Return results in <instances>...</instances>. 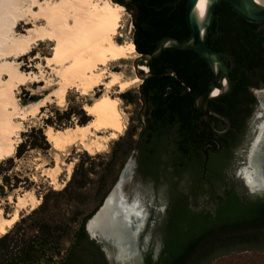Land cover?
I'll return each instance as SVG.
<instances>
[{
	"label": "bare ground",
	"instance_id": "6f19581e",
	"mask_svg": "<svg viewBox=\"0 0 264 264\" xmlns=\"http://www.w3.org/2000/svg\"><path fill=\"white\" fill-rule=\"evenodd\" d=\"M124 18L125 8L111 0H0V86L3 87L0 165L16 154L26 116L39 111L38 106L35 110L21 107L18 92L37 83V75L23 71L19 60L41 44L51 47V54L43 59L45 68L62 69L56 98L60 107L66 103L69 90L85 97L102 90L101 96L84 106L88 116L93 117L86 125L46 131L53 148L64 150L79 145L94 156L105 152L110 142L123 136L127 122L116 94L122 95L142 84L138 76H126L124 64L132 62V71L136 72L134 62L140 56L133 41H120ZM18 25L31 27L26 29V35H21ZM37 69L42 71L43 67L38 65ZM258 118H264V102ZM256 128L258 133L248 152V166L237 172L252 193L264 191V122ZM16 202L17 209L11 216L6 217L0 210V238L20 219L25 198L19 197ZM148 217L149 210L142 202L138 198L131 202L125 190L118 187L108 198L101 216L91 222V234L108 244L103 246L107 255L119 264H138L143 252L139 237Z\"/></svg>",
	"mask_w": 264,
	"mask_h": 264
},
{
	"label": "trees",
	"instance_id": "16d2710c",
	"mask_svg": "<svg viewBox=\"0 0 264 264\" xmlns=\"http://www.w3.org/2000/svg\"><path fill=\"white\" fill-rule=\"evenodd\" d=\"M132 15L134 25L133 43L140 55H152L164 37H174L182 43L191 40L192 34L186 21L187 0H111ZM207 46L224 55V60L230 69L233 90L230 94L212 101L213 111L235 125L241 115L248 111L254 102L247 95V90L254 80L264 81V27L250 23L236 14L231 6L219 2L213 10V16L205 36ZM151 77L143 81L140 88V99L143 103V129L136 142L138 155V170L146 178L160 183L162 179L174 182V178L190 181H224L226 169L224 146L218 166L213 158H206V150L202 151L195 144L202 143L194 139L202 113L192 114L196 108L189 105L204 94L214 79V74L208 62L195 51H182L177 48H167L148 64ZM182 104L187 107L180 108ZM214 126L205 125L200 132L201 137H211L225 142L232 128L223 119L213 116ZM83 121L79 125H86ZM176 125V131L169 133L168 128ZM41 132L42 136L43 133ZM171 135V143L175 154L169 156L170 165L181 166L176 173L169 174L161 168H166L163 156L166 138ZM45 140V137L43 136ZM153 145V152H151ZM20 146L19 148H21ZM225 154V155H224ZM207 161V163H206ZM168 163V160H167ZM1 166V165H0ZM234 208H238L236 196H231ZM234 218L244 217L245 213L235 210ZM92 218H85L79 230L75 233V244L83 252L92 253L97 264H108L100 246L90 239L86 224ZM57 227L43 225L38 228V234L28 238L26 234L17 236L8 233L0 238V264H10L13 250L24 253L26 259L33 258V251L28 246L41 241L42 246L50 243V236ZM198 227L195 221H189L186 229H178V244L175 248H166L155 261L148 254L145 264H203L216 253L201 254L194 252L195 243L191 236L195 235ZM58 234V233H57ZM54 240V239H53ZM60 247V235L55 237ZM249 239L233 237L232 246L244 245ZM263 242L264 239H258ZM231 246V245H230ZM11 247H13L11 249ZM245 247H252L245 246ZM264 248V245L260 249ZM45 250V249H43ZM58 254H61L60 251ZM36 256V255H35ZM39 257V256H38ZM208 259L206 260V258Z\"/></svg>",
	"mask_w": 264,
	"mask_h": 264
},
{
	"label": "rangeland",
	"instance_id": "374dc122",
	"mask_svg": "<svg viewBox=\"0 0 264 264\" xmlns=\"http://www.w3.org/2000/svg\"><path fill=\"white\" fill-rule=\"evenodd\" d=\"M30 27L18 25V32L26 35L25 31ZM134 31L133 17L125 8L123 37L120 41H133ZM50 49L41 44L30 55L19 60L23 71L37 75V83L22 87L18 92L19 104L27 110H35L38 106L39 111L26 116L16 154L0 166V210L6 217L11 216L17 209V199L25 198L24 207L19 213L20 219L9 233L17 236L26 234L28 238H33L43 225L57 227L58 230L54 232V238L50 236L48 245L42 246L41 241H38L27 247L33 251L32 259H26L18 249L13 250V257L8 258L12 259L10 264H97L92 253L83 252L74 246L75 233L81 222L93 216L113 192L132 159L138 158L136 142L142 129L143 103L140 88L143 80L140 79L142 84L128 92L116 94L122 102L127 125L123 136L110 142L105 152L91 156L79 145L56 150L47 140L46 131L49 128L55 132L62 131L81 126L79 124L83 121L90 122L93 117L88 116L84 106L101 96L102 90L90 97L69 90L66 103L60 107L56 98L60 92L59 73L62 69L45 68L43 60L51 54ZM38 65L43 67L42 71L37 69ZM124 65H127L128 78L138 76L137 72L132 71V62ZM112 71L119 72V69ZM1 89L3 87L0 86ZM256 97L258 102L253 109L250 125L262 105V96L256 94ZM263 122L264 118L257 126ZM39 131H42L45 140ZM166 184L164 179L157 183L146 178L136 168L126 186L125 192L131 196V202L138 198L151 213L140 237L142 250L145 237L159 219V210L168 201ZM57 235H60V247L55 240ZM155 246L156 240L151 242L146 253L153 254ZM59 251L61 254H58ZM203 264H264V249L237 245L228 251L217 252Z\"/></svg>",
	"mask_w": 264,
	"mask_h": 264
},
{
	"label": "flooded vegetation",
	"instance_id": "af4514ba",
	"mask_svg": "<svg viewBox=\"0 0 264 264\" xmlns=\"http://www.w3.org/2000/svg\"><path fill=\"white\" fill-rule=\"evenodd\" d=\"M261 90H264V81L254 80L247 90V95L253 98L254 102L249 105L248 111L241 115L239 123L232 125L229 121L228 128H232V131L224 143L215 138L202 137L197 141L203 142L195 144L197 149L206 150L207 160L212 156L215 166L220 163L224 146L227 147L226 155L224 154L226 163L224 181L213 183L180 180L178 177L174 178V182L166 181L168 201L164 208L159 210L160 216L152 227V239L147 248L148 250L151 242L156 240L155 252L152 254L151 252L146 253L147 250L144 251V263L148 254L156 261L164 249L175 248L178 244V229H186L189 221H195L198 227L196 234L191 236V241L196 244L194 252L211 254L228 251L233 247L234 236L249 239L250 242H246L243 246L252 245L256 250L264 245L263 242H257L258 239H264V198L252 196L250 190L237 175L244 156L246 163L243 166H248V152L258 133L257 130L252 138V123L250 125L249 121L258 102L256 94H260L264 101V91ZM189 106L196 108L195 103ZM183 107H187V105L180 106V108ZM200 113L197 108L192 112L194 116H198ZM176 128V125L169 127V133L172 134ZM171 138V135L168 134L165 143L167 153L163 156L166 168H161L162 171L165 170L169 174L176 173L181 168L177 164L170 165L169 156L175 154L176 148L172 145ZM244 141H246L245 145L239 149ZM211 144L214 147H211ZM151 152H153V145H151ZM231 196H236L237 203H240L238 208H234ZM235 210L244 212L245 216L234 218L232 214ZM157 243L161 245L159 253L156 252Z\"/></svg>",
	"mask_w": 264,
	"mask_h": 264
},
{
	"label": "water",
	"instance_id": "95a60500",
	"mask_svg": "<svg viewBox=\"0 0 264 264\" xmlns=\"http://www.w3.org/2000/svg\"><path fill=\"white\" fill-rule=\"evenodd\" d=\"M221 1L227 2L231 6L232 10L247 22L258 24L259 29L264 27V0H187L186 21L192 34L191 40L187 43H182L174 37H164L159 42L157 50L152 55H145V56L140 55L141 57L135 60L134 62L137 75L143 81L151 77L152 75L150 74L149 68L146 67L145 65H141V63L148 64L151 60L158 57L163 52L164 49L167 48H177L182 51L193 50L202 59L208 62L214 74V79L211 81L208 90L204 94L199 96L195 101L196 108L203 115L195 133V140L202 139V137L200 136V132L205 125L214 126L213 116L223 119L229 125V121L227 119L223 118L221 115L217 114L212 110L210 103L232 92L233 83L230 77V69L224 60V55L219 52H216L215 50L207 46L205 43V36L207 34L208 27L210 26L212 20L213 10L216 7V5ZM260 102L262 104V102H264L263 99H261ZM261 120L262 118H258V113H257L252 121V127H251L252 138L254 134L257 132L256 125H258V123ZM214 141L219 144L218 141L216 140ZM210 146L214 147L213 144H211ZM244 163H246L245 156L240 165L241 166L240 169L244 168L243 166ZM137 167H138V160L137 158H133L132 161L126 167V170L124 171L122 177L120 178L113 192L118 187L126 191V186L128 184V181H131V178L133 177ZM129 178L130 180H128ZM238 178L245 184L246 188H248L244 179L241 177ZM113 192L109 195V197L113 194ZM251 195L264 198V191H261L259 193L251 192ZM108 198H106L102 206L95 212L92 218L87 222L86 231L92 240H94L98 245L102 246L101 250L104 253V256L108 264H119L116 261V259H114L113 257L110 258L107 255V251L103 248V246L108 247V244L101 237H98V239L93 238L90 230L91 222L97 220L101 216L102 210L106 206ZM129 199L131 200L130 195H129ZM150 215L151 213L149 211V217ZM153 226L154 224L152 225V227ZM151 239H152V229L148 232L147 236L143 241V244H145L143 246V252L147 250ZM139 245H142L140 237H139ZM160 246L161 245L157 243V248H156L157 253H159ZM109 251H111V249ZM143 252L140 253L141 261L138 264H145L143 260Z\"/></svg>",
	"mask_w": 264,
	"mask_h": 264
}]
</instances>
